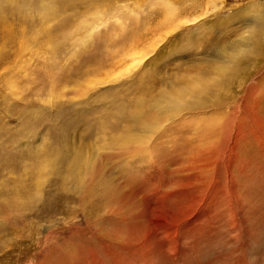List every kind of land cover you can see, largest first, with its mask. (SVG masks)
<instances>
[{"label": "rangeland", "instance_id": "1", "mask_svg": "<svg viewBox=\"0 0 264 264\" xmlns=\"http://www.w3.org/2000/svg\"><path fill=\"white\" fill-rule=\"evenodd\" d=\"M261 24L264 0H0V264H264Z\"/></svg>", "mask_w": 264, "mask_h": 264}, {"label": "bare ground", "instance_id": "2", "mask_svg": "<svg viewBox=\"0 0 264 264\" xmlns=\"http://www.w3.org/2000/svg\"><path fill=\"white\" fill-rule=\"evenodd\" d=\"M4 1V0H3ZM52 1H54V0H52ZM41 8V7H40ZM43 13V12H42ZM261 29H263V27H264V25L263 24H261L260 26H259ZM201 72H203L204 73V76L201 78V79H199L198 80V83L201 85V86H203L204 88H207V87H209L210 86V80L205 76V74H206V69H204L203 71L201 70ZM207 72H209V70L207 69ZM134 121H139L138 119H134ZM177 137V136H176ZM175 137V138H176ZM174 140V139H173ZM162 141H163V139H162ZM164 143V142H163ZM173 144H176V142L175 143H173ZM177 145V144H176ZM173 147V146H172ZM176 151V150H175ZM15 195V194H14ZM20 195V194H19ZM17 196V195H16ZM25 197V196H24ZM21 198H22V195H21ZM15 199V198H14ZM32 199V198H31ZM33 200V199H32ZM15 201V200H14ZM1 203V202H0ZM5 203V202H4ZM12 203V202H11ZM34 204V203H33ZM1 205V204H0ZM2 205H5V204H2ZM1 205V206H2ZM10 205V204H9ZM21 205V204H20ZM7 206V205H6ZM11 206V205H10ZM18 207V206H17ZM3 208V207H2ZM10 209V208H9ZM18 209V208H17ZM16 209V210H17ZM7 210V209H6ZM3 212V211H2ZM7 214V213H6ZM1 215V214H0ZM8 215V214H7ZM9 216V215H8ZM1 218V217H0ZM6 219V218H5ZM9 219V218H8ZM4 220V219H3ZM3 222H5V221H3ZM6 240V239H5ZM5 240L4 241H2V243L3 242H5Z\"/></svg>", "mask_w": 264, "mask_h": 264}]
</instances>
